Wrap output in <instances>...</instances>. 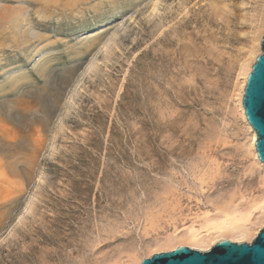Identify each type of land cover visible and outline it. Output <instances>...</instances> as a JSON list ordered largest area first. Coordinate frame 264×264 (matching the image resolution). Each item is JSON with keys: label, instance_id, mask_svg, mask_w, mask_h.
I'll return each mask as SVG.
<instances>
[{"label": "rangeland", "instance_id": "rangeland-1", "mask_svg": "<svg viewBox=\"0 0 264 264\" xmlns=\"http://www.w3.org/2000/svg\"><path fill=\"white\" fill-rule=\"evenodd\" d=\"M262 5L0 0V264H139L261 196L234 94Z\"/></svg>", "mask_w": 264, "mask_h": 264}, {"label": "bare ground", "instance_id": "bare-ground-1", "mask_svg": "<svg viewBox=\"0 0 264 264\" xmlns=\"http://www.w3.org/2000/svg\"><path fill=\"white\" fill-rule=\"evenodd\" d=\"M259 6L260 5H258V7ZM259 12H261L260 20L256 21V19H259L257 18L258 15L256 17V11L250 16L251 46L247 49H242L245 51V57L240 63L238 77L236 79L237 90L235 91L234 98L240 116L244 119L252 134L250 148L255 158L254 163L256 166L264 168V164L258 159L254 145L256 140L255 132L247 122L242 105L247 76L256 61V58L261 52L260 40L264 32V5L261 6V11ZM261 185L264 189V177H262ZM215 212L216 214L205 212L202 216V220L196 222V225L195 223L191 224L178 234H172L174 236L170 235V237L166 239L165 244L160 246H163L166 249L164 251L174 250L178 246H186L200 251H207L221 240H228L236 243L242 242L243 239H248L249 241L252 240V238L255 237V235L257 236L259 230L264 226V193L257 198L251 197L247 200L244 198L243 203L234 204L231 201H228L226 204L216 205ZM256 214L259 215V217L254 221ZM132 261L133 263L138 262L141 264L140 260L133 257Z\"/></svg>", "mask_w": 264, "mask_h": 264}, {"label": "water", "instance_id": "water-1", "mask_svg": "<svg viewBox=\"0 0 264 264\" xmlns=\"http://www.w3.org/2000/svg\"><path fill=\"white\" fill-rule=\"evenodd\" d=\"M261 52L247 76L242 105L255 132L258 159L264 164V32ZM141 264H264V227L251 244L221 240L206 252L180 246L144 258Z\"/></svg>", "mask_w": 264, "mask_h": 264}]
</instances>
